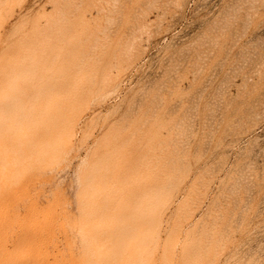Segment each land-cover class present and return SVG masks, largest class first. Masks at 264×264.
Segmentation results:
<instances>
[{
	"label": "rangeland",
	"instance_id": "374dc122",
	"mask_svg": "<svg viewBox=\"0 0 264 264\" xmlns=\"http://www.w3.org/2000/svg\"><path fill=\"white\" fill-rule=\"evenodd\" d=\"M10 2L2 264H264V0Z\"/></svg>",
	"mask_w": 264,
	"mask_h": 264
},
{
	"label": "bare ground",
	"instance_id": "6f19581e",
	"mask_svg": "<svg viewBox=\"0 0 264 264\" xmlns=\"http://www.w3.org/2000/svg\"><path fill=\"white\" fill-rule=\"evenodd\" d=\"M11 0H0V21L2 20V15H1V12H2V10L5 8V7H7L11 2H10ZM1 56H3L4 57V55H7L6 54V51L3 49V50H1V54H0ZM2 59V58H1ZM3 60V59H2ZM5 60V59H4ZM20 71V70H19ZM45 73V72H44ZM118 73V72H117ZM52 76V75H51ZM65 77H63L62 79H64ZM22 79V78H21ZM41 80V79H40ZM62 81V80H61ZM60 81V82H61ZM50 82V81H49ZM61 84V83H60ZM1 85V84H0ZM53 85V84H52ZM57 86V85H56ZM2 87V86H1ZM53 87V86H52ZM3 88V87H2ZM50 88V87H49ZM54 88V87H53ZM56 88V87H55ZM2 90V89H1ZM62 90V89H61ZM64 90V89H63ZM4 91V90H3ZM15 91H17L16 89H15ZM40 91V90H39ZM56 91V90H55ZM43 92H45V91H43ZM49 93V92H48ZM79 94V93H78ZM61 95V94H60ZM62 95H63V93H62ZM50 97V96H49ZM14 98V97H13ZM16 98V97H15ZM20 98V97H19ZM41 98V97H40ZM28 99V98H27ZM34 100V99H33ZM49 100V99H48ZM15 101H16V99H15ZM19 102V101H18ZM17 102V103H18ZM10 103H11V100H10ZM27 104V103H26ZM25 104V105H26ZM11 105H13L12 103H11ZM20 105H21V103H20ZM47 105V104H46ZM4 106V105H3ZM7 106V105H6ZM17 106V105H16ZM30 106V105H29ZM33 106V105H32ZM13 107V106H12ZM11 107V108H12ZM48 107V106H47ZM7 109V108H6ZM14 110H15V108H13ZM9 110V109H8ZM2 111V110H1ZM4 111V110H3ZM6 111V110H5ZM43 111V110H42ZM30 112V111H29ZM28 112V113H29ZM3 113V112H2ZM5 113H7V111L5 112ZM14 113V112H13ZM19 113V112H18ZM24 113V112H23ZM32 113V112H31ZM40 113V112H39ZM1 116H6V114H1ZM7 117H9V115L7 114ZM11 117V116H10ZM15 118V117H14ZM24 118V117H23ZM1 119V118H0ZM3 120H4V118H2ZM5 119H7V118H5ZM26 119V118H25ZM31 119V118H30ZM11 120V119H10ZM22 120V122H23V119H21ZM27 120V119H26ZM26 120H24V121H26ZM7 122V121H6ZM26 122H28V121H26ZM30 123V122H29ZM3 124V123H2ZM68 124V123H67ZM6 125V129H7V133L6 134H19V131H17L16 129H18L19 130V126H21V121H19V122H13V121H11L10 123H8V124H5ZM32 125V124H31ZM40 126V125H39ZM19 127V128H18ZM23 127V126H22ZM5 128V127H4ZM30 128H32V127H30ZM5 131V130H4ZM22 131V130H21ZM27 131V130H26ZM3 131H0V137H1V135L3 134L2 133ZM27 133V132H26ZM24 135L25 133H24V131H22L21 132V135ZM27 135V134H26ZM25 139V138H24ZM23 139V140H24ZM1 138H0V142H1ZM6 140V139H5ZM4 140V141H5ZM5 144V143H4ZM108 144V143H107ZM1 145H3V144H1ZM0 145V146H1ZM6 145V144H5ZM3 147V146H2ZM1 147V148H2ZM29 147V146H28ZM3 149H4V147H3ZM2 150V149H1ZM0 150V151H1ZM20 151V150H19ZM46 151V150H45ZM44 151V152H45ZM1 153V152H0ZM21 153H23L22 151H21ZM3 155V154H2ZM18 155V154H17ZM17 155H15V156H11V157H9L10 158V161L11 162H13V161H15L16 159H18L17 158ZM4 156V155H3ZM116 157V156H115ZM118 157V156H117ZM181 160V159H180ZM10 162V164H12ZM4 163V162H3ZM0 166H5L4 164H1ZM93 166V165H92ZM11 167V166H10ZM100 167V166H99ZM181 168V167H180ZM2 170V169H1ZM0 170V181L4 178V177H9V174L11 175L13 172H11V173H9L8 174V176H7V172L5 173L4 172V170H2L1 171ZM18 170V169H17ZM99 170V169H98ZM98 170H97V172H98ZM87 172V171H86ZM5 173V174H4ZM4 176V177H3ZM91 176V175H90ZM93 176V175H92ZM95 176H96V174H95ZM94 176V177H95ZM15 178V177H14ZM89 179V178H88ZM94 180V179H93ZM88 182V181H87ZM80 186V185H79ZM105 187V186H104ZM93 188H95V187H93ZM98 189V188H97ZM114 189V188H113ZM94 190V189H93ZM92 190V191H93ZM106 190V189H105ZM94 193H95V191H93ZM154 192V191H153ZM166 192V191H165ZM48 193V192H47ZM49 194V193H48ZM159 194V193H158ZM143 197V196H142ZM155 197V196H154ZM153 197V198H154ZM157 197H159V196H157ZM164 197V196H163ZM169 197H171V196H169ZM168 197V198H169ZM49 198V197H48ZM91 198V197H90ZM137 198H138V196H137ZM161 198V197H160ZM160 198L158 199V202H159V200H160ZM120 199V198H119ZM148 199V198H147ZM162 199V198H161ZM49 201V200H48ZM142 201H143V199H142ZM151 201V200H150ZM149 201V202H150ZM155 201V200H154ZM154 201H153V206H151V208L152 209H155L156 207L155 206H158L159 204H160V202H159V204L158 205H154V204H157V201H156V203H154ZM43 202V201H42ZM138 202V201H137ZM136 202V203H137ZM141 202V201H140ZM144 202V201H143ZM161 202H162V200H161ZM146 203H147V201H146ZM146 203H145V206L146 207H149L150 205H151V203L149 204V206H147L146 205ZM65 204V203H64ZM135 204V203H134ZM144 206V205H143ZM132 207H134L135 208V206H133L132 205ZM155 207V208H154ZM134 208H133V210H134ZM151 208H149V211H151L152 209ZM41 209H44V207H40V210H38L40 213H42V211H41ZM137 209V208H136ZM139 209H140V207H139ZM45 210V209H44ZM43 210V211H44ZM88 210H89V208H88ZM156 210V209H155ZM158 211H156V212H158V213H161V212H159V209H157ZM161 210H162V207H161ZM138 211V210H137ZM30 212V211H29ZM131 212H132V210H131ZM134 213H136V212H134ZM147 213H148V210H147ZM146 213V214H147ZM150 213V212H149ZM21 214V213H20ZM137 214V213H136ZM140 213L138 212V214L137 215H139ZM156 215V216H158V214H155V212H153L152 213V215ZM163 214V213H162ZM19 215V214H18ZM161 214H159V216H160ZM140 216V215H139ZM150 216V215H149ZM148 216V217H149ZM33 217V216H32ZM134 217H136V216H134ZM145 217V216H144ZM131 218V217H130ZM159 218H161V216L159 217ZM133 219V218H132ZM147 219V218H146ZM146 219H145V221H146ZM152 219H155V216L152 218ZM152 219L150 218V220H151V222L149 221H146L145 223H152L153 221H152ZM156 219H157V217H156ZM180 219V218H179ZM18 220V219H17ZM129 220V219H128ZM157 220H159V219H157ZM107 221V220H106ZM156 220H154V222H155ZM161 221V220H160ZM128 222V221H127ZM138 222H139V220H138ZM142 222H144V221H142L141 220V222L140 223H142ZM156 222H158L159 223V221H156ZM17 223V222H16ZM131 224L133 223V222H130ZM130 223H128V224H130ZM144 223V224H145ZM127 224V225H128ZM143 224V223H142ZM158 225L159 224H157L156 226L158 227ZM83 226V225H82ZM119 226H121L120 224H119ZM123 226H126V225H123ZM143 226H146V224L145 225H143ZM150 226H151V224H150ZM150 226H149V228H147V229H145V230H143V232H145V234H143V232H142V235H148V234H151L150 236H154V234H152V229H154V233H155V229H157V227L156 228H154V227H152V229H150ZM153 226H154V224H153ZM130 227V226H129ZM128 227V228H129ZM146 227H148V226H146ZM145 227V228H146ZM123 228V227H122ZM125 228V227H124ZM127 228V229H128ZM89 229V228H88ZM116 229V228H115ZM126 229V228H125ZM126 229V230H127ZM122 230V229H121ZM131 230V229H130ZM159 230V229H158ZM95 231V230H94ZM123 231V230H122ZM132 231V230H131ZM130 231V232H131ZM124 232V231H123ZM126 232H129V230H127ZM156 232H158V231H156ZM73 233V232H72ZM119 233V232H118ZM136 233V232H135ZM121 234V233H120ZM127 234H129V233H127ZM226 234V233H225ZM94 235V234H93ZM119 235V234H118ZM136 234H134V236H135ZM111 236V235H110ZM116 236V235H115ZM129 236V238H130V235H128ZM132 236V235H131ZM157 236V234H155V236L154 237H156ZM118 237V236H117ZM139 237V236H138ZM145 237V236H144ZM143 237V238H144ZM148 237V236H147ZM146 237V238H147ZM151 237V238H152ZM153 237V238H154ZM28 238V237H27ZM75 238V237H74ZM73 238V239H74ZM119 238V237H118ZM124 238H126V237H124ZM129 238L127 237V240L129 241ZM132 239H133V237H131ZM146 238H144V240L146 239ZM150 238V241L152 240ZM136 239H137V237H136ZM34 240H35V238H34ZM22 241V240H21ZM119 241H122V240H119ZM125 241V240H124ZM123 241V242H124ZM131 241V240H130ZM129 241V242H130ZM145 241H148V238H147V240H145ZM154 239H153V244H150L149 242H148V244L144 247V249H146L145 251H147V264H153L154 263V261H152L151 259H152V256H154L153 255V251H154V246H156V242L154 243ZM160 241V240H159ZM32 241H31V239H26L25 241H24V243L22 244V245H18V246H16V244H15V246H13V248H11V249H9L8 251H7V253H5V257H3L2 258V256H1V254H0V264H2V262L5 260V259H8L9 260V262H12V261H16V260H19V258L21 259L22 257H24V256H26V255H28V254H30V253H33L34 251H36L35 249H32V248H30L32 245V243H31ZM35 242V241H34ZM122 242V243H123ZM128 242V243H129ZM141 242V241H140ZM147 243V242H146ZM159 243V242H158ZM158 243H157V245H158ZM19 244V243H18ZM28 244H30V247H27V245ZM144 244H145V242H144ZM117 245V244H116ZM116 245H114V249H115V246ZM122 245V244H121ZM141 247V246H140ZM1 248H3V247H1ZM9 248V247H8ZM7 248V249H8ZM94 248H96V247H94ZM94 248H90L91 250L92 249H94ZM117 248H118V246H117ZM156 248V247H155ZM157 248H158V246H157ZM156 248V249H157ZM170 248H172V246H171V243H169L168 241H166V242H164V248H163V253L161 254L162 256H161V258H162V260H163V262H161V263H163L164 264V262H165V260L170 256L169 254H171V252H170ZM76 249V248H75ZM119 249V248H118ZM117 249V250H118ZM121 249V248H120ZM122 249H123V247H122ZM143 249V250H144ZM90 250V251H91ZM93 251V250H92ZM120 251V250H119ZM36 252H38V251H36ZM0 253H1V251H0ZM90 253H92V252H90ZM89 253V254H90ZM33 254H35V253H33ZM32 254V255H33ZM38 254V253H37ZM94 255H92V256H94L95 258H94V260H92V259H86V261L84 260V261H82V260H79V261H82V262H79L78 263V261H76V264H114L115 262H109V263H107V262H101V260H100V253L98 254V252H97V254L96 253H93ZM96 254V255H95ZM156 254V253H155ZM91 255V254H90ZM89 255V256H90ZM122 255V254H121ZM145 255V254H144ZM35 256V255H34ZM85 256H87V255H85ZM112 256V255H111ZM144 257V256H143ZM32 258H33V256H32ZM89 258V257H88ZM144 258H146V256L144 257ZM25 259V258H24ZM28 260V259H27ZM30 260V259H29ZM107 260V259H106ZM21 261H23V260H21ZM31 261H33V260H31ZM8 262V263H9ZM17 262V261H16ZM167 262H168V260H167ZM27 264V261L26 262H24V264ZM121 263V262H120ZM119 263V264H120ZM161 263H159V264H161ZM10 264V263H9ZM13 264H14V262H13ZM16 264H20V263H16ZM31 264V263H30ZM72 264V263H71ZM124 264V263H123ZM166 264V263H165Z\"/></svg>",
	"mask_w": 264,
	"mask_h": 264
}]
</instances>
